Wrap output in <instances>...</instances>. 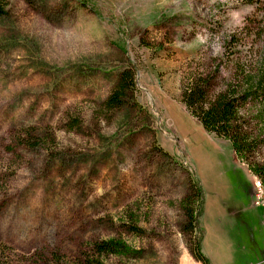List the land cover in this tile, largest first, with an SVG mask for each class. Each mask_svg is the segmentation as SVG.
I'll use <instances>...</instances> for the list:
<instances>
[{"label": "rangeland", "instance_id": "1", "mask_svg": "<svg viewBox=\"0 0 264 264\" xmlns=\"http://www.w3.org/2000/svg\"><path fill=\"white\" fill-rule=\"evenodd\" d=\"M0 1V247L11 249L0 259L77 264L91 242L116 237L131 254L105 264H201L179 206L198 184L211 264L257 261L258 178L179 97L181 80L219 58L227 34L250 32L232 49L242 55L260 47L264 0ZM125 65L139 107L104 112ZM29 127L51 137L28 147ZM125 211L140 231L128 230Z\"/></svg>", "mask_w": 264, "mask_h": 264}, {"label": "trees", "instance_id": "2", "mask_svg": "<svg viewBox=\"0 0 264 264\" xmlns=\"http://www.w3.org/2000/svg\"><path fill=\"white\" fill-rule=\"evenodd\" d=\"M5 13V4L0 1V16ZM258 25L259 28L253 31V37L261 42L258 49L247 51L244 55L232 50L234 46L248 41L250 32L246 28L227 34L223 38L224 51L221 56L213 58L208 67L201 66L202 69L187 74L181 80L179 100L207 133L230 143L236 158L245 163L252 175L260 180L264 194V160L258 158L264 146V20ZM230 63L229 76H223V68ZM135 90V69L125 65L118 70L116 82L101 102V108L104 112H112L126 105L138 108V103L133 100ZM76 125L77 122L71 127ZM43 136L51 137L48 133H37L35 127H29L21 132L20 137L27 141L25 145L33 148L42 145L45 141ZM203 204L202 189L198 184H191L179 201L186 219L183 228H188L191 234L189 251L192 257L201 264H211L202 249L203 230L199 218L203 213ZM262 204L264 211V195ZM125 218L124 223L129 231L134 233L141 230L133 214L125 211ZM130 249L125 241L116 237L95 240L90 243L87 252L78 254L76 260L77 264H105V258L128 256ZM10 252L9 247H0V257H8ZM0 264L10 262L0 259Z\"/></svg>", "mask_w": 264, "mask_h": 264}, {"label": "crops", "instance_id": "3", "mask_svg": "<svg viewBox=\"0 0 264 264\" xmlns=\"http://www.w3.org/2000/svg\"><path fill=\"white\" fill-rule=\"evenodd\" d=\"M230 263L232 264L233 261L231 260ZM247 264H264V251L261 250V254L257 256V261L253 263H247Z\"/></svg>", "mask_w": 264, "mask_h": 264}, {"label": "built area", "instance_id": "4", "mask_svg": "<svg viewBox=\"0 0 264 264\" xmlns=\"http://www.w3.org/2000/svg\"><path fill=\"white\" fill-rule=\"evenodd\" d=\"M256 185L258 186V188H259V189L261 190V192H262V194H258V195H257L258 197H261L260 200H261V202H262V198H263V195H264V194H263V189H262V186H261V183H260V180H259V179L256 180Z\"/></svg>", "mask_w": 264, "mask_h": 264}, {"label": "bare ground", "instance_id": "5", "mask_svg": "<svg viewBox=\"0 0 264 264\" xmlns=\"http://www.w3.org/2000/svg\"><path fill=\"white\" fill-rule=\"evenodd\" d=\"M163 123H164V121H163ZM167 139V138H166Z\"/></svg>", "mask_w": 264, "mask_h": 264}]
</instances>
